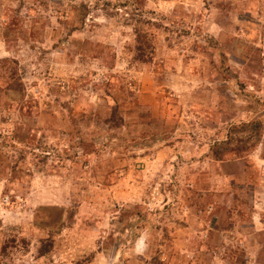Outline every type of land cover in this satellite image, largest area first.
<instances>
[{
    "label": "rangeland",
    "instance_id": "374dc122",
    "mask_svg": "<svg viewBox=\"0 0 264 264\" xmlns=\"http://www.w3.org/2000/svg\"><path fill=\"white\" fill-rule=\"evenodd\" d=\"M0 264H264V0H0Z\"/></svg>",
    "mask_w": 264,
    "mask_h": 264
}]
</instances>
